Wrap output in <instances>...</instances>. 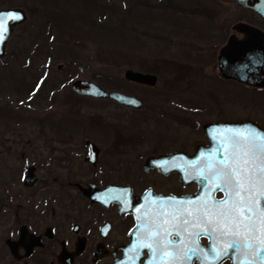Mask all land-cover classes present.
Masks as SVG:
<instances>
[{
    "label": "flooded vegetation",
    "instance_id": "af4514ba",
    "mask_svg": "<svg viewBox=\"0 0 264 264\" xmlns=\"http://www.w3.org/2000/svg\"><path fill=\"white\" fill-rule=\"evenodd\" d=\"M237 7L251 18L229 31L216 32L209 27L214 19H207L208 57L214 60L216 76L211 75L203 94L180 92L188 81L184 71L165 79L161 93H140L154 90L157 84L148 86L124 77L126 87L119 81L109 90L138 99V108L79 95L70 85L77 97L90 98L99 109L127 111L129 119L123 125L119 116V124L107 125L91 118L87 126L68 125L76 118L67 116V125L57 121L47 132L41 131L45 134L42 148L48 151L41 166L48 173L45 185L35 149L26 158L21 153L24 161L16 169L10 164L15 149L4 137L10 127L1 124L5 122L0 107V264H260L264 252L258 258L255 249L244 247L242 236L195 237L188 233L200 228L189 225L184 232L182 224L184 218L194 220L197 208L225 199V191H210L215 184L203 179L209 164L219 167L218 162L229 155L223 146L250 140L253 132L264 136V19ZM238 24L257 30H238ZM250 34H255L250 42L258 47L248 55L257 69V85L225 78L219 71L220 51L230 41L248 42ZM234 52L235 58L240 57V50ZM159 63L179 70L178 64ZM174 89L178 92H171ZM48 102L51 106L54 98L49 96ZM199 150L204 158L197 157ZM173 214L180 220L173 221ZM165 229L172 232L165 242H183L165 250L155 242L160 236L153 235L159 231L164 236ZM177 230L181 236L175 235ZM231 239L238 241L233 248L227 246ZM218 252L223 253L219 258Z\"/></svg>",
    "mask_w": 264,
    "mask_h": 264
},
{
    "label": "rangeland",
    "instance_id": "374dc122",
    "mask_svg": "<svg viewBox=\"0 0 264 264\" xmlns=\"http://www.w3.org/2000/svg\"><path fill=\"white\" fill-rule=\"evenodd\" d=\"M142 1L0 0V8H20L26 13L25 22L14 30L0 58V107L5 122L1 124L10 127L4 137L15 149L10 160L15 169L24 161L21 153L26 158L33 149L39 153L38 165L44 166L48 151L42 148L45 134L41 131L47 132L53 122L67 125L64 119L69 116L76 119L68 125L89 126L93 118L113 125L119 124L121 116L124 125L129 119L127 111L114 113L116 109L110 106L99 109L90 98L74 95L70 90L74 80H87L109 91L124 82L126 70L146 71L156 75L158 83L154 90L139 92L161 93L165 79L184 71L188 81L180 86V92L203 94L211 75L216 76L214 60L208 57L209 27L214 26L216 32L221 28L229 31L237 22L251 18L233 0H145L147 6ZM105 3L109 15L103 24L93 17L95 7ZM116 4L134 6L122 25L124 30L118 28L116 19H110ZM211 18L214 24L209 25L207 19ZM135 38L138 44L131 43ZM118 52L128 55L119 57ZM122 59L132 65L120 66ZM161 60L178 64L179 70L162 67ZM152 67L154 72L148 70ZM31 88L35 91H29ZM49 96L54 98L52 107ZM77 109L78 115H73ZM41 169L45 185L48 173L45 167Z\"/></svg>",
    "mask_w": 264,
    "mask_h": 264
},
{
    "label": "snow or ice",
    "instance_id": "6c2138e0",
    "mask_svg": "<svg viewBox=\"0 0 264 264\" xmlns=\"http://www.w3.org/2000/svg\"><path fill=\"white\" fill-rule=\"evenodd\" d=\"M7 15L14 19L21 18L19 14ZM223 147L229 155L218 162L219 167L213 168L209 164V174L203 179L215 184L210 191H215L216 188L225 191V199L215 201L212 206L205 204L203 210L197 208L194 220L183 219V231L188 232L187 226L191 225L200 228V231L188 233L190 236H211L213 233L221 236H242L244 247L255 249V255L259 258L260 253L264 252V136L253 132L250 133V140H233L230 147ZM188 215H192L190 210ZM172 220H180V217L173 214ZM153 235L160 236V240L155 242L160 243L165 250L183 242L182 239H168L165 242V236H172V232L167 229L164 230V236L159 231ZM175 235L181 236V232L177 230ZM237 243L236 239H231L227 241V246L233 248ZM147 246L151 248V244ZM152 251L155 253L156 249L152 248ZM221 255L223 253L218 252L217 258ZM260 264H264V259L260 260Z\"/></svg>",
    "mask_w": 264,
    "mask_h": 264
},
{
    "label": "water",
    "instance_id": "95a60500",
    "mask_svg": "<svg viewBox=\"0 0 264 264\" xmlns=\"http://www.w3.org/2000/svg\"><path fill=\"white\" fill-rule=\"evenodd\" d=\"M233 2L243 9L253 11L260 18L264 19V0H233ZM8 13L19 14L21 18L14 19L13 17L8 16ZM25 20L26 13L20 8L0 10V57H3L5 53L6 44L11 38L14 27L21 25ZM236 29L244 31L257 30L256 28L245 24H238ZM255 37V34H250L249 41L240 45L230 41L228 46L220 51L218 63L219 71L223 77L234 79L246 84H258L256 81L257 69L254 67V60L248 58L250 53L258 50L256 49L258 48L256 43L252 44L250 42ZM235 49L240 50V57L238 58L234 57L236 54V52H234ZM243 54L245 55L241 56ZM124 78L148 86H155L157 84L156 75L141 73L130 69L124 72ZM71 89L79 95L106 98L124 106L138 108L141 104V102L134 97H129L119 92L106 91L97 84L87 80H74L71 84ZM202 152L203 151L199 150L197 155L198 158H204Z\"/></svg>",
    "mask_w": 264,
    "mask_h": 264
},
{
    "label": "trees",
    "instance_id": "16d2710c",
    "mask_svg": "<svg viewBox=\"0 0 264 264\" xmlns=\"http://www.w3.org/2000/svg\"><path fill=\"white\" fill-rule=\"evenodd\" d=\"M142 4H145L146 6L147 5H149V4H147L146 3V1L144 0V1H142L141 2ZM131 7L134 9V6L133 5H131ZM109 7H108V4L107 3H105L104 5L103 4H101L100 6H96L95 7V13H94V15H95V17H93V18H95V20L94 21H97V22H101V23H103V21L105 20V19H103V18H105L107 15H109L108 14V10H106V9H108ZM132 8H129V6H128V8H127V5H125L124 4V6L123 5H121V4H116L115 5V7H113V8H111L112 9V12H111V15H110V19H116L118 22H119V25H118V28L119 29H122V30H124V26H123V28H122V25H123V23L125 22V20L127 21L128 20V18L130 17V15H131V12L133 11V9ZM104 24V23H103ZM102 25V24H101ZM122 30H121V36H124V34L122 33ZM137 38V37H136ZM134 39L135 40V42H134V40H132L131 41V43H137L138 42V39ZM138 44V43H137ZM118 54H119V52H118ZM122 55L123 56H127L128 55V53H126V52H122ZM121 54H119V57L120 56H122ZM122 56V57H123ZM120 64H122V65H120V66H123V65H132L131 63H128L127 62V60L125 61V60H123L122 59V61L120 62ZM152 69V70H151ZM151 69H148L149 71H151V72H154L153 70H155V68L154 67H152ZM147 70V71H148Z\"/></svg>",
    "mask_w": 264,
    "mask_h": 264
}]
</instances>
